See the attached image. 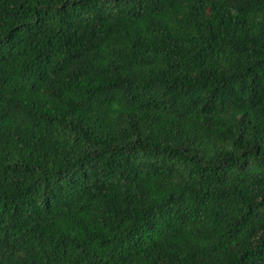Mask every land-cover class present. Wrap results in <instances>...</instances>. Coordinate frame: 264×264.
<instances>
[{
	"label": "trees",
	"instance_id": "trees-1",
	"mask_svg": "<svg viewBox=\"0 0 264 264\" xmlns=\"http://www.w3.org/2000/svg\"><path fill=\"white\" fill-rule=\"evenodd\" d=\"M0 264H264V0H0Z\"/></svg>",
	"mask_w": 264,
	"mask_h": 264
}]
</instances>
